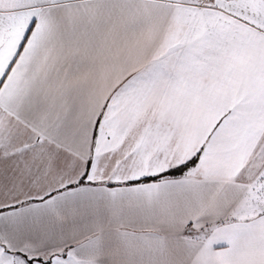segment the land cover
<instances>
[{
	"label": "snow or ice",
	"instance_id": "6c2138e0",
	"mask_svg": "<svg viewBox=\"0 0 264 264\" xmlns=\"http://www.w3.org/2000/svg\"><path fill=\"white\" fill-rule=\"evenodd\" d=\"M0 264H264V0H0Z\"/></svg>",
	"mask_w": 264,
	"mask_h": 264
}]
</instances>
